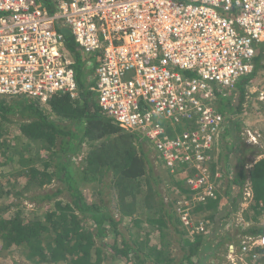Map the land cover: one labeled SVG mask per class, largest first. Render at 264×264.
Instances as JSON below:
<instances>
[{
  "label": "built area",
  "instance_id": "1",
  "mask_svg": "<svg viewBox=\"0 0 264 264\" xmlns=\"http://www.w3.org/2000/svg\"><path fill=\"white\" fill-rule=\"evenodd\" d=\"M50 3L47 9L39 0H0V99L45 106L65 95L81 102L75 59L64 47L68 33L93 68L86 89L101 113L148 144L170 176L181 179L174 211L189 235L198 236L206 223L192 213L216 200L221 178V168L213 174L211 165L228 117L216 108V89H233L253 73L260 52L264 66V0ZM240 137L244 146H259L256 131L244 129ZM257 156L245 171L264 159ZM254 203L246 178L235 214L238 232L220 264H264V232L251 231L244 218ZM256 206V228H264V202Z\"/></svg>",
  "mask_w": 264,
  "mask_h": 264
},
{
  "label": "trees",
  "instance_id": "2",
  "mask_svg": "<svg viewBox=\"0 0 264 264\" xmlns=\"http://www.w3.org/2000/svg\"><path fill=\"white\" fill-rule=\"evenodd\" d=\"M39 2L47 9L52 8L50 0H39ZM64 47L75 59L76 80L82 91L81 102H73L65 95L53 97L45 106L26 98H23L19 104L10 106V108L4 107L0 102L1 114H19L22 119L28 120V123H22L20 127V133L24 137L32 141H44L51 151L52 148H57V151L52 152V155L57 158L53 165L44 162L42 169H31L20 179L27 184L32 182L37 185L55 179L64 184V189L53 194L33 196V198H38L43 202L51 201L53 203L49 206L46 205L47 211L40 220L28 223L24 222L20 211H16L17 213L14 214L8 213L3 220H0V243L3 249L18 248L27 260H36L41 264H102L106 260V255L101 246L109 248L113 257L125 259L127 264H130L133 259H135L133 264H143L134 247L129 246L118 231V222L108 212L102 210L97 200L95 201L92 196L91 198L90 195L88 196L90 192L81 190L78 180L75 178L71 158L82 149L83 140L86 137L90 151L85 157V165L80 172L81 180L89 182L91 174L98 172L104 166L111 169L110 165L112 166L119 159L122 160V171L126 168L121 177L136 179L141 172L131 168L134 162L136 163L132 145L134 140L139 139L131 133L123 134L121 138L125 141L122 140L124 142L121 147L122 151L116 150L114 155L110 156H106L105 150L111 146H105L102 143L99 147H93L94 142L104 137L108 138L114 134L119 136L122 129L110 124V119L101 113L94 95L86 89L82 60L68 33H65ZM220 90L216 89V97L222 106L220 113L236 114L240 111L244 97L243 89L238 86L231 100L225 99L219 93ZM48 113H52L57 119L72 122L76 132L51 120ZM58 139L60 140L57 144ZM236 143L237 145L233 146L234 154L237 157L234 168L235 174L228 181V189L233 188L227 193L228 198H231L228 200V205L235 206L241 185L246 178H249L254 192L255 203L251 207L254 214L257 203L264 202V159L257 161L249 171H245L244 165L240 164L242 159L238 157H243L246 152L239 148L238 142ZM115 147L116 145L113 148ZM106 163L108 164L106 165ZM114 167L117 166L114 165ZM63 191H66L70 196V203L60 200L52 201L58 193ZM225 206L227 205L220 204L218 198L214 201H208L194 210L196 214L201 213L206 216L207 219L203 218L206 229L208 219H213L223 213L221 218L228 216V208L226 209ZM78 213L81 214V217ZM84 221H89L92 227L84 226ZM152 222L158 224L160 230L165 228L164 223L159 219H153ZM257 228L254 229L255 232H264V228ZM159 233L162 239L164 234L162 231ZM110 234H112V239L109 242L108 236ZM104 238L107 240L103 241ZM97 240L101 241V246L96 244ZM184 243L188 244L184 260L187 264H192V257L197 255L201 246L200 240L184 241Z\"/></svg>",
  "mask_w": 264,
  "mask_h": 264
},
{
  "label": "rangeland",
  "instance_id": "3",
  "mask_svg": "<svg viewBox=\"0 0 264 264\" xmlns=\"http://www.w3.org/2000/svg\"><path fill=\"white\" fill-rule=\"evenodd\" d=\"M260 54L257 56L258 64L263 69L261 71H264ZM86 71L87 78L84 82L87 85L93 79V68L86 69ZM259 72L260 70L257 73ZM221 89L219 93L226 96L227 94L223 90H227V88ZM22 100L23 98L21 97L1 98L0 102L4 107L10 108V106L19 104ZM215 105L219 111L220 103L217 97ZM48 116L51 120L64 126V128L66 127L76 132L72 122L57 119L52 113H48ZM27 121L22 119L19 114L7 113L3 115L0 112V220H3L8 213L14 214L16 211H20L24 222L30 223L40 220L47 211L46 205L49 206L53 203L51 201L43 202L38 198H33V196L53 194L64 189V184L55 179L42 185L32 182L27 184L20 179L31 169H42L44 162H49L53 165L57 161L56 156L52 155V152L57 151V148L54 147L51 151L44 141H32L20 133L22 123H28ZM110 124L116 126L112 121ZM125 133L129 132L122 129L119 136L114 134L108 138L104 137L94 142L93 147H99L104 143L105 146H111L105 150L106 156L114 155L113 153L116 150L122 151L121 147L124 143L122 140L124 139L121 136ZM86 141L87 138L85 137L82 149L71 157L75 178H77L81 190L90 192L88 196L90 195V198L92 196L93 200H97L102 210L108 212L118 222V231L127 244L134 247L143 264H187L184 260V255L187 253L188 244L184 243V241L193 242L198 240V236L191 237L189 235L179 222L178 215L174 211L175 201L182 192L181 187L179 188L180 180L176 178L177 181H175L170 176L148 144L140 140H134L132 152H135L134 159L136 163L134 162L131 168L134 171L139 170L141 172L139 177L136 179L122 178L121 174L124 173L126 168L122 171V160L119 159L112 166L110 165L111 169L104 166L98 172L89 176V182L83 181L80 178V172L85 165V157L90 151V146ZM114 145H116L115 148H113ZM258 149L260 150V148ZM246 155L249 157L248 161L251 162L257 154L248 149ZM114 165L117 167H114ZM51 168L53 170V167ZM232 174L231 169L227 171L225 168L221 169V178L216 181L218 193L223 198H225L224 193L232 190L230 188L227 189V183L230 181ZM33 177H36V175H33ZM212 177L213 179L216 178L215 175ZM229 195H232V193H229ZM55 200L65 203L71 202V198L66 191L58 193L57 197L53 198L52 201ZM78 214L81 217V214ZM192 214L196 219H207L204 214H196L195 210ZM153 219L161 220L165 228L163 227L160 230L158 224L156 225V223L152 222ZM222 224L223 227L218 233L219 237L214 243L218 242L227 230L231 231V233L238 232L235 215L223 220ZM83 225L92 227L89 221H84ZM239 229L242 231L241 228ZM159 231L164 234L163 240ZM207 231L208 226L204 232L206 233ZM111 239L112 234L108 236V241L110 242ZM201 239L202 237L199 240ZM106 240L107 238H104L103 241ZM96 244L98 246L102 245L99 240H97ZM161 246L162 248L160 249ZM101 247L106 255V260L102 264H127L125 259L113 257L109 248ZM205 251V248L201 249V252L198 251L199 254L192 257V263L198 264L199 259L203 258L202 253ZM211 260V264H216L215 254H213ZM134 262L135 259L130 264ZM0 264L41 263L36 260H27L18 248L3 249L0 243Z\"/></svg>",
  "mask_w": 264,
  "mask_h": 264
},
{
  "label": "crops",
  "instance_id": "4",
  "mask_svg": "<svg viewBox=\"0 0 264 264\" xmlns=\"http://www.w3.org/2000/svg\"><path fill=\"white\" fill-rule=\"evenodd\" d=\"M83 64V71H84V78H87V66L82 62ZM96 64L93 65V67ZM260 70L259 73H257ZM263 69L260 68L258 64V59L256 57L255 59V70L253 73L247 75L246 77L239 80V82L236 84V86L233 89H227L223 90L226 92V96H224L225 99L231 100L234 96L236 89L238 86L240 89L242 88L244 91V97L241 104V109L236 114H228L223 112V115L227 116L228 119H226V122L223 125L222 133L220 134V145L217 148L215 145L214 149V164L211 165L212 173H214L215 166H219L222 169H231L232 175L230 176V179L233 178L234 168H235V161H236V154H234V147L237 145L235 142H238V146L240 149L244 150L246 153L249 150L254 151L258 156H262L264 158V71H261ZM263 77V79H262ZM249 86V87H248ZM222 90V89H221ZM221 100V99H220ZM222 106H220L221 108ZM219 108V112H221ZM229 117H231V120H229ZM251 129L252 131H256L259 134V146H254L252 148L244 146L240 134L242 133V130L244 129ZM237 139V141H236ZM260 148V150L258 149ZM246 153L240 157L239 159H242L241 165H245L246 163H249L248 161V155ZM257 156V157H258ZM216 162V163H215ZM228 175V174H227ZM181 180V179H180ZM181 182V181H180ZM229 186V184L227 183ZM228 189V187H227ZM183 192V189H181ZM233 190V188H232ZM235 190V189H234ZM225 194V198L220 196L218 193V196L216 200L220 199V204L227 205L225 206L226 209L228 208V216L221 218L222 215L215 216L213 219H208V231L205 233V229L203 232H201L198 235V240L202 237L200 240L201 246L199 247V251L201 252V249L205 248V252L202 253L203 258L199 259L198 264H211L212 263V256L213 254L216 255V264H220L222 262V252L224 249V246L234 240V234L231 233V231L227 230L226 233L220 237L218 242L214 243V241L217 240V237H219V230L223 227V220L228 219L230 216L238 214L240 211L239 207V196L237 199V202L235 206H229L228 200L231 198H228L227 193ZM235 197V196H234ZM214 201V200H213ZM254 214L252 210L250 209L249 213H244V218L247 221V223L253 227H250L251 231H255L254 229L258 224H260V217L257 210H254ZM254 218V219H253ZM240 232V231H239ZM215 244V245H214ZM199 252L197 253V255ZM196 255V256H197ZM193 264V263H192Z\"/></svg>",
  "mask_w": 264,
  "mask_h": 264
},
{
  "label": "clouds",
  "instance_id": "5",
  "mask_svg": "<svg viewBox=\"0 0 264 264\" xmlns=\"http://www.w3.org/2000/svg\"><path fill=\"white\" fill-rule=\"evenodd\" d=\"M214 161V160H213ZM216 163V162H215ZM213 164H214V162H213ZM216 167V166H215ZM221 168V167H220ZM222 169V168H221Z\"/></svg>",
  "mask_w": 264,
  "mask_h": 264
}]
</instances>
